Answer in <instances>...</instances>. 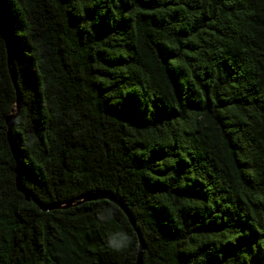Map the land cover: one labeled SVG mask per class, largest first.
<instances>
[{
    "label": "trees",
    "instance_id": "16d2710c",
    "mask_svg": "<svg viewBox=\"0 0 264 264\" xmlns=\"http://www.w3.org/2000/svg\"><path fill=\"white\" fill-rule=\"evenodd\" d=\"M103 192L141 264H264V0H0V264H135Z\"/></svg>",
    "mask_w": 264,
    "mask_h": 264
},
{
    "label": "water",
    "instance_id": "95a60500",
    "mask_svg": "<svg viewBox=\"0 0 264 264\" xmlns=\"http://www.w3.org/2000/svg\"><path fill=\"white\" fill-rule=\"evenodd\" d=\"M7 64L10 68L11 65V56H10V52H8V59H7ZM9 74H10V79L12 81V84L14 85V88L16 90V109L18 108V103L20 101V94L18 92V89L16 87V77H15V73L13 72V70L10 68L9 70ZM14 120H15V116H10L6 119V127H7V140L8 143L10 144V140H9V134H10V130L14 124ZM11 152L13 155V158L17 159L16 156V152L14 149L11 148ZM16 179H15V187L17 192H19L20 194L23 195L24 199L29 202L31 201L33 204H35L38 209L42 212H47L53 209H66L69 208L71 206H73L74 201H70L68 203H66L65 205H54V206H48V205H43L41 203H39L35 197L28 193L24 188L21 187L20 184V180H19V176L16 170ZM97 200H107L115 205H117L119 208H121L123 210V212L126 214V216L128 217V220L130 221V223L132 224V226L134 227V229L136 230L138 237H139V249H138V254H137V259H136V263L135 264H141L142 263V253H143V243L141 241L140 235L138 233L137 228L135 227L134 221L131 218V215L125 210V208L119 203L118 199L110 192H103V193H87L85 195H82L80 197H78L76 199V201H78L77 205H80L81 203L84 202H89V201H97Z\"/></svg>",
    "mask_w": 264,
    "mask_h": 264
},
{
    "label": "clouds",
    "instance_id": "9594fccd",
    "mask_svg": "<svg viewBox=\"0 0 264 264\" xmlns=\"http://www.w3.org/2000/svg\"><path fill=\"white\" fill-rule=\"evenodd\" d=\"M132 238L123 231H118L110 234L107 237V246L115 251H120L126 248L131 243Z\"/></svg>",
    "mask_w": 264,
    "mask_h": 264
}]
</instances>
